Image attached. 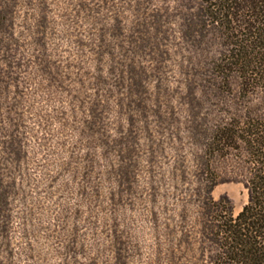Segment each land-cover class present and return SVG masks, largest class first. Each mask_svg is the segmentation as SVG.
I'll return each mask as SVG.
<instances>
[{
	"label": "rangeland",
	"instance_id": "1",
	"mask_svg": "<svg viewBox=\"0 0 264 264\" xmlns=\"http://www.w3.org/2000/svg\"><path fill=\"white\" fill-rule=\"evenodd\" d=\"M181 3L7 0L0 264L205 263L195 116L233 118L241 88L216 75L219 87L208 89L196 75L211 53L186 42ZM212 196L229 199L235 217L249 199L236 180Z\"/></svg>",
	"mask_w": 264,
	"mask_h": 264
},
{
	"label": "trees",
	"instance_id": "2",
	"mask_svg": "<svg viewBox=\"0 0 264 264\" xmlns=\"http://www.w3.org/2000/svg\"><path fill=\"white\" fill-rule=\"evenodd\" d=\"M181 4L186 42L203 57L204 51L211 53L212 64L205 61L207 69H195L196 75L208 82V89L219 87V82L213 83L216 75L224 84L238 78L241 88V110L233 118L211 125L195 116L205 152L197 159L193 196L208 245L202 253L204 264H264V0H182ZM11 12L7 0H0V27ZM161 22L163 16H157L156 26ZM212 66L219 74L211 73ZM220 159L236 163L237 169L221 172ZM182 177L186 180V173ZM228 180L241 182L248 191V202L236 217L229 199L212 196L214 188Z\"/></svg>",
	"mask_w": 264,
	"mask_h": 264
}]
</instances>
